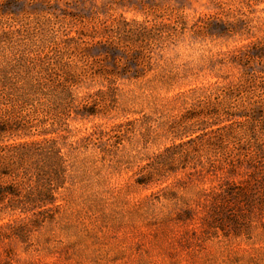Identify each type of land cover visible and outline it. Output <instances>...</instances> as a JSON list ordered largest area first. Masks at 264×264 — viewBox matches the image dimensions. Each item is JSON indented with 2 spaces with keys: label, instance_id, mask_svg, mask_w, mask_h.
Listing matches in <instances>:
<instances>
[{
  "label": "rangeland",
  "instance_id": "obj_1",
  "mask_svg": "<svg viewBox=\"0 0 264 264\" xmlns=\"http://www.w3.org/2000/svg\"><path fill=\"white\" fill-rule=\"evenodd\" d=\"M8 8L0 264H264V0Z\"/></svg>",
  "mask_w": 264,
  "mask_h": 264
},
{
  "label": "trees",
  "instance_id": "obj_2",
  "mask_svg": "<svg viewBox=\"0 0 264 264\" xmlns=\"http://www.w3.org/2000/svg\"><path fill=\"white\" fill-rule=\"evenodd\" d=\"M20 1L21 0H7L5 2V4H3L2 7L0 6L1 7L0 12L2 11L1 12L2 14L6 13L8 11V9H9L8 7H10L12 4H15V3L20 2ZM249 57L253 58L254 56H251V54H250ZM78 77L79 76L75 72L71 73V70H68L67 73L63 77V79L65 81H63L62 84L65 85L66 89H71L76 84V80L78 79ZM39 87H40V85H36V86H34L31 89V94H32L33 97H35L36 94L37 95L39 94ZM14 89L20 90V88H18V87H16V88L11 87V91H14ZM11 91H9V94H8L11 97L17 95V97L20 98V97H24V95L25 96L26 95H31V94H29V92H28V94H26V93L22 92L21 90L17 94L15 93V91L14 92H11ZM3 94H4V91H2L0 89V97H2ZM205 109L207 110L208 108H205ZM4 111H5L4 115H6V113L9 111V109L6 108V109H4ZM217 112H218L217 110L211 111L212 114L217 113ZM231 115H233V113H231ZM5 121H6V118H1L0 123H3ZM184 129H185V131H187L188 129L191 130L192 128L190 126H188V125H184ZM3 130H6V128H1L0 127V131H3ZM192 131H194V130H192ZM5 158H6L5 155H3V156L0 155V168L6 166L5 165V160H4ZM59 158H61L60 154H59ZM232 167H233V170H235L234 169V167H236L235 163L233 164ZM3 173H6V174L8 173V175L10 174V172H3ZM47 187L48 188H46V190H44L45 191L44 194L49 192V194L52 195V193H51L52 191H50L51 187L50 186H47ZM2 190H3V187H0V202L5 198V195H6L4 192H2ZM11 192L14 193L13 191H11Z\"/></svg>",
  "mask_w": 264,
  "mask_h": 264
}]
</instances>
